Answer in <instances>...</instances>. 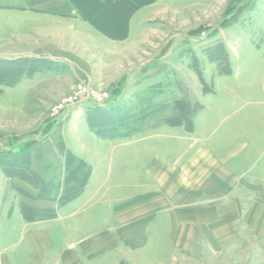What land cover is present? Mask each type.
Wrapping results in <instances>:
<instances>
[{"label":"rangeland","instance_id":"1","mask_svg":"<svg viewBox=\"0 0 264 264\" xmlns=\"http://www.w3.org/2000/svg\"><path fill=\"white\" fill-rule=\"evenodd\" d=\"M79 1L88 16L98 15L96 25L116 30L114 37L107 36L88 21L99 35L120 42L107 45L87 38L88 46L103 44L101 74L90 58L65 53L79 64L82 75L74 86L67 78L44 85L47 91L39 78H31L38 63L33 68L31 58L2 56L8 48L0 46V211L5 213L28 207L32 209L28 216L54 218L72 193L68 190H77L88 176V163L81 157L103 150L108 157L115 151V144L97 143L101 135L94 127L100 121L107 125L104 137H114L104 140L122 135L120 139L127 141L145 133L151 137L142 146L167 150L170 164L184 160L186 172L197 166L202 153L211 152L216 162L227 149L243 143L240 136L246 127L249 133L244 136L255 135L250 130L255 124L244 122L264 115V0H154L134 13L139 12L129 43L119 39L126 32L123 10L105 11L93 0ZM125 44L129 46L124 49ZM12 48V55L24 51L16 45ZM117 49H124L121 63L107 69ZM44 63L47 70L48 61ZM133 78L139 81L133 84ZM109 79L112 84L106 87L102 81ZM145 82L148 85L143 87ZM81 83L86 90L78 88ZM40 88L41 96L31 100V90ZM101 110L103 115L96 116ZM127 117L134 118L125 124L122 119ZM255 137L246 139L260 147L249 146L243 174L264 180V141ZM255 161L260 162L257 169L251 167ZM24 219L27 223L49 220L27 221L25 215ZM12 226L13 238L6 247L0 242V249L9 255L26 236L18 216ZM17 228H22L23 237L17 235ZM244 256H233L230 263L216 259L214 264H264V250Z\"/></svg>","mask_w":264,"mask_h":264},{"label":"crops","instance_id":"2","mask_svg":"<svg viewBox=\"0 0 264 264\" xmlns=\"http://www.w3.org/2000/svg\"><path fill=\"white\" fill-rule=\"evenodd\" d=\"M138 13L122 43H129ZM89 36L107 45L120 43L99 35L73 0H0V46L8 48L2 56L37 61L31 78H39L41 86L57 85L64 78L75 85L82 74L79 64L66 55L69 52L77 59L90 58L101 74L104 47L88 46ZM15 45L24 51L12 55ZM124 49L113 51L107 69L121 63ZM112 81L102 83L109 87ZM136 81L133 78V84ZM41 91L32 89L31 100ZM244 123L255 124L250 129L255 135L244 136L249 133L245 126L243 143L227 149L216 162L211 152L202 153L197 166L186 172L184 160L170 164L167 150L142 146L151 137L145 133L129 141L97 137V143L117 145L115 151L108 157L105 150L81 157L91 167L89 181L79 196L58 208L55 218L27 223L21 208H14L13 214L0 211L1 245L6 247L13 238L14 218L26 226L22 251L18 244L10 255L0 249V264H214L216 259L230 263L233 256L264 250V180L243 174L249 146L260 147L246 139L256 136V141H264V115ZM259 163L251 167L257 169ZM17 230L23 237L22 228Z\"/></svg>","mask_w":264,"mask_h":264},{"label":"trees","instance_id":"3","mask_svg":"<svg viewBox=\"0 0 264 264\" xmlns=\"http://www.w3.org/2000/svg\"><path fill=\"white\" fill-rule=\"evenodd\" d=\"M73 1L79 7L80 12H81V15L83 16L84 19H86L87 21H89L93 25H95V27L99 31H101L103 34H105L107 36L114 37L112 33H115L116 30H114V29H112V30L109 29L108 30V28L105 29V27L103 25H100V24L99 25L98 24L96 25L95 24V18L96 17L98 18V15L95 13L96 15L94 17L93 16L92 17L88 16V14L84 11L83 6L81 5L82 3L79 0H73ZM153 1L154 0H93V3L96 6L104 7L105 8V11L107 9H111V8L116 9V10H119V11L120 10H123L124 24H125V29H126L125 31L126 32H125V36H122L119 39L120 40H124V39H127L129 37V23H130L131 18L134 15V13L137 10H139L142 6H145V5H147V4H149V3L153 2ZM93 10L94 9H92L91 11L93 12ZM117 38L118 37L116 36L115 39H117ZM31 64L33 65V68H35L36 67L35 64H37V61H33L32 60ZM35 71L32 70V73H34ZM97 113H96V116H102L104 112L101 110V112H97ZM133 118L134 117H127V120L122 119V121H124V123L126 124L128 120L130 122H132L133 121ZM100 122L98 124L96 123V126L94 127L97 130L96 133L99 134V135H101L100 136L101 138H114V137H104V135H105L104 130H105V126H107V125L106 124L105 125H102V124H100ZM117 136L121 137L122 135L121 136L120 135H117ZM128 136H131V133H129ZM67 155L72 158L70 152H67ZM85 168H87V170L89 172L87 178H85L84 181H81V183H80L81 185L78 186V189L77 190H75V189L68 190V192H72V193L70 195H68L69 197L65 198L62 201V205H66L67 203H69L70 201H72L73 199H75L84 190L85 186L87 185V183L89 181L90 175H91V167L88 165ZM30 211H32V209H30L28 207H24L23 208V214L25 215V218L27 219V221H36V220H39V219H50V216L49 217H46V218H43V217L41 218V217H38V216H35V215L34 216L33 215L28 216V213H30Z\"/></svg>","mask_w":264,"mask_h":264},{"label":"built area","instance_id":"4","mask_svg":"<svg viewBox=\"0 0 264 264\" xmlns=\"http://www.w3.org/2000/svg\"><path fill=\"white\" fill-rule=\"evenodd\" d=\"M78 88H79L80 90H82V89H85V90H86V89H87V88H86V85H85L84 83L79 84V85H78ZM80 102H82V101H78V103H80ZM75 105H76V104L73 103V104H71L70 106L73 107V106H75Z\"/></svg>","mask_w":264,"mask_h":264}]
</instances>
